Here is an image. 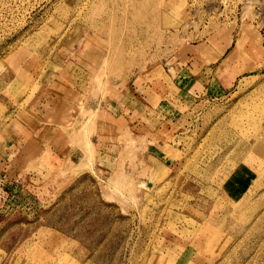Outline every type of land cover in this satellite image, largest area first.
Wrapping results in <instances>:
<instances>
[{"label":"rangeland","instance_id":"rangeland-1","mask_svg":"<svg viewBox=\"0 0 264 264\" xmlns=\"http://www.w3.org/2000/svg\"><path fill=\"white\" fill-rule=\"evenodd\" d=\"M5 151L0 264H264V0H0Z\"/></svg>","mask_w":264,"mask_h":264},{"label":"crops","instance_id":"crops-1","mask_svg":"<svg viewBox=\"0 0 264 264\" xmlns=\"http://www.w3.org/2000/svg\"><path fill=\"white\" fill-rule=\"evenodd\" d=\"M230 53V52H229ZM228 53V54H229ZM32 139H35L34 137H32V138H29V139H26V141L20 146V148L19 149H21V152H22V154L25 156V155H27V156H31V155H34L33 154V150H35V149H32V148H35V147H33L32 146V144L30 143L31 142V140ZM37 139H41L40 137H38ZM28 140H30V141H28ZM16 145H19V144H17V143H15V146ZM19 149H17V152H18V150ZM30 149H32V151L30 150ZM58 151V150H57ZM57 151H53V154H52V159H50L49 160V162L51 163V164H53V162H54V167H55V169L57 168V166H56V162L58 161V160H61V162H60V165H61V163L63 162V164L64 165H66L67 164V162L68 161H71L73 158V152H70L69 153V155L66 157V159L64 160L63 159V156L61 157V155H58V152ZM13 153H15V152H13ZM2 156L1 157H3V158H1L0 159V162L3 164H5L6 162H9V153H7V151H5V153H0ZM17 154V153H16ZM3 161V162H2ZM60 165H58V168H59V166ZM47 169H49V171H50V168L49 167H47ZM59 169H57V171H58ZM7 171L8 172H13V171H15V168H12V169H7ZM27 171V170H26ZM38 171L39 170H29L28 172H27V174H25L26 175V177H27V184H29L28 185V187H35V185L34 184H36V182H35V180H39V182H40V180H42V178H44V176L46 175V172H47V170L46 169H42V170H40L41 171V173H38ZM7 172V173H8ZM6 172H5V174L4 173H1L0 175H4L3 176V178L6 180L5 181V184H7V186L5 185V188H7V189H10V187H13V186H17L16 184H15V181H18V179H13V177H9V176H7L8 174H7Z\"/></svg>","mask_w":264,"mask_h":264},{"label":"bare ground","instance_id":"bare-ground-1","mask_svg":"<svg viewBox=\"0 0 264 264\" xmlns=\"http://www.w3.org/2000/svg\"><path fill=\"white\" fill-rule=\"evenodd\" d=\"M84 2V1H83ZM84 5V4H83ZM98 8V7H97Z\"/></svg>","mask_w":264,"mask_h":264}]
</instances>
